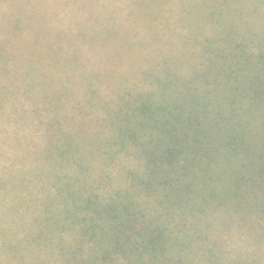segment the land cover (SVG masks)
Returning <instances> with one entry per match:
<instances>
[{"label": "trees", "instance_id": "trees-1", "mask_svg": "<svg viewBox=\"0 0 264 264\" xmlns=\"http://www.w3.org/2000/svg\"><path fill=\"white\" fill-rule=\"evenodd\" d=\"M231 1L56 0V41L37 26L3 87L0 240L9 187L38 250L20 262L225 264L231 223L264 232V51L232 37Z\"/></svg>", "mask_w": 264, "mask_h": 264}, {"label": "rangeland", "instance_id": "rangeland-1", "mask_svg": "<svg viewBox=\"0 0 264 264\" xmlns=\"http://www.w3.org/2000/svg\"><path fill=\"white\" fill-rule=\"evenodd\" d=\"M122 1L124 0H104V3L107 4V6L105 7H109V9H105L103 10V12L113 11L115 6L119 8L123 7L124 2ZM185 1L186 3H190L191 5H208L210 8L213 3L217 0ZM231 2H233L232 5L260 4L258 0H232ZM62 6H64V4H57L56 0H0V140L4 137L3 123L5 118V112L7 109L6 98L4 100L3 96V87H7L10 84V72H12L11 75L15 74L14 77L19 79V61L21 56L23 57V55L26 54L24 50H22V46L24 45L23 41L27 40L28 38L35 39V32L37 30V26L44 28L45 39H42V41H56V39L54 38L53 29H55V24L59 23V21L56 22L54 18L58 11H61L60 13L63 12L62 15H64L66 9ZM234 11L237 12L236 16L240 18V16H238L240 10L234 9ZM253 11L255 12L257 19L254 23L251 24V27L249 28L245 38L251 41V43H249V46L251 45L252 47L257 49L255 53H250L248 50L247 53L252 56H256L264 51V10H261L260 8H255L253 9ZM95 12L97 14L100 13L97 7H95ZM88 21L91 23L89 19ZM61 25V27L67 30L65 23H61ZM235 28L237 29V31H235V36L232 37L241 40L238 27ZM9 60L13 61V67L10 72L8 66ZM26 107L30 110L34 109L36 107V101L32 99L27 100ZM35 127L36 130L30 131V133L28 134L35 136L36 138H38V140L44 142L42 139V135L43 132H45V127L41 125L40 121L36 118ZM3 149L5 151V146L3 147ZM7 159L8 161H10V156L9 158L7 156ZM9 164L11 165V162H9ZM231 224L232 226L224 232L226 234L225 239H227V243L225 244L226 246L219 247V250L221 251L220 253H218V255H220L221 257L220 261L225 264H260L259 259H248L240 255L234 256L230 249L229 242L234 236L237 235V233L241 229L246 230L252 238L262 240L261 235L264 233L263 230H261L259 227L253 229L248 227V225L247 227H244L243 224L239 223ZM214 234L216 233L214 232L213 235ZM219 235L220 234H218L217 236ZM261 258H264V256H262ZM18 264L23 263L19 261Z\"/></svg>", "mask_w": 264, "mask_h": 264}, {"label": "clouds", "instance_id": "clouds-1", "mask_svg": "<svg viewBox=\"0 0 264 264\" xmlns=\"http://www.w3.org/2000/svg\"><path fill=\"white\" fill-rule=\"evenodd\" d=\"M185 8H200L205 10L203 15L207 16L208 5L199 4V5H184ZM229 9H239L240 19L237 22V27L239 30L240 38L245 39L246 34L251 27V24L254 23L257 19L253 9L260 8L264 10V0H261L259 5L253 4H234L227 5ZM237 15V13H233ZM248 51L250 53H255L256 48L249 46ZM248 119L247 116L243 117ZM4 137H5V162H4V180L5 183L11 179V170L9 169V161L7 159L8 154V144L9 136L12 130L13 125L8 116V110L6 109L5 118H4ZM12 199V194L10 193V188L6 187L5 189V206H4V233L2 240H0V264H18L21 258L29 259L32 256V253L38 251L35 245L32 243L33 236L28 230H19L17 225L12 223V215L9 211L10 203ZM65 239H70V234L65 233ZM230 249L234 256L240 255L248 259H259L260 264H264V240L252 238L246 230L241 229L236 236L232 238L229 242ZM99 254V249L97 253ZM118 264H124L123 258H118Z\"/></svg>", "mask_w": 264, "mask_h": 264}]
</instances>
